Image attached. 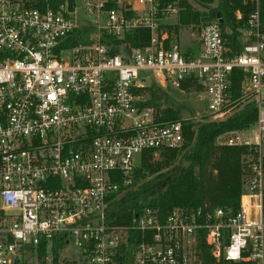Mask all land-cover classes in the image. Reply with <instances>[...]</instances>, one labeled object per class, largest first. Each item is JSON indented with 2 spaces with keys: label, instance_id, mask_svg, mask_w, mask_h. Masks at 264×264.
I'll use <instances>...</instances> for the list:
<instances>
[{
  "label": "built area",
  "instance_id": "2783aa9c",
  "mask_svg": "<svg viewBox=\"0 0 264 264\" xmlns=\"http://www.w3.org/2000/svg\"><path fill=\"white\" fill-rule=\"evenodd\" d=\"M52 1L0 0V264H21L25 251L36 264H197L202 238L223 264H264V0H252L235 42L217 17L185 50L163 28L176 2ZM84 26L88 43L66 46ZM137 29L150 30L148 45L112 52L107 39ZM236 70L258 107L253 139L223 142L253 150L238 210L175 208L161 219L144 206L118 222L142 152L185 139L181 121L140 107L139 89L196 83L210 113L225 115Z\"/></svg>",
  "mask_w": 264,
  "mask_h": 264
},
{
  "label": "trees",
  "instance_id": "16d2710c",
  "mask_svg": "<svg viewBox=\"0 0 264 264\" xmlns=\"http://www.w3.org/2000/svg\"><path fill=\"white\" fill-rule=\"evenodd\" d=\"M63 1L53 0L52 5L56 6ZM162 2H176L180 7L176 21L163 25L171 34V38L178 35L183 27L192 26L201 31L205 24L220 15L223 24L232 32L234 42L241 34L239 29L244 27L248 15L255 7L252 0H194L201 8L196 7L190 0ZM110 7H116V3L111 2ZM237 12L242 15L240 19L237 18ZM89 31V26L78 28L66 46L88 43ZM106 42L112 46L113 53H116L123 43L131 47H143L150 42V30L137 29L126 34L122 40L107 39ZM242 79L243 73L239 70L234 71L232 97L238 102L230 105L234 106V111L224 119L205 122L198 129L194 122L181 118L179 106L156 91V88L164 90L158 83L152 81L150 86L139 89L140 94L149 95L140 102V107L153 108L159 120L181 121L185 139L179 148L151 149L142 152L135 171L134 183L123 193L115 208L114 213L118 222L128 221L133 210L138 211L144 206L157 209L161 219H165L175 208L222 207L231 214L238 210L240 197L250 173L248 156L253 150L248 146L218 143L217 140L241 132L257 121L256 101L242 98ZM189 83L185 81L182 89L191 90L190 87L196 91L200 89L196 83ZM43 253L41 250L40 256ZM197 264H223L212 256L204 238L198 244Z\"/></svg>",
  "mask_w": 264,
  "mask_h": 264
},
{
  "label": "rangeland",
  "instance_id": "374dc122",
  "mask_svg": "<svg viewBox=\"0 0 264 264\" xmlns=\"http://www.w3.org/2000/svg\"><path fill=\"white\" fill-rule=\"evenodd\" d=\"M134 0H120V5L124 8L129 4H132ZM196 7H199L194 0H190ZM201 8V7H199ZM79 12L85 17L86 14L83 13V7L80 5ZM177 17H172L165 19L164 23H173L175 22ZM165 27V26H164ZM163 27V28H164ZM200 32L196 29H194L192 26L183 27L180 29L177 36H174L177 38V40L180 42V45L183 50L187 49L190 46H195L200 37ZM152 83L147 82L144 86H150ZM163 88V87H162ZM164 90H161L159 88H156V91L163 95L165 98H168L170 101L175 103L177 106L180 107L181 110V118L184 120H190L195 123V127L198 129L202 124L205 122H208L210 120H221L224 119L227 115L231 114L234 109V106H228L225 108L226 114L221 115L220 113L212 114L210 113L209 107H208V100L204 96L202 92L199 90L196 91L195 89L191 88V90H179L174 88L173 86H170L168 88H163ZM143 97L146 99L148 98V94H142ZM262 95L264 98V88L262 89ZM242 98L252 100L254 97L253 95H245L242 94ZM242 99V100H243ZM247 101V100H246ZM236 102V101H235ZM236 102L235 104H237ZM231 107V108H230ZM262 111H264V99L262 101ZM155 113V111H154ZM242 136L245 138L253 139L255 134V124L251 125L249 128L241 131ZM230 135L223 136L217 140L218 143H223L224 140L229 137ZM70 251L73 252L74 248L73 246H70ZM20 263L21 264H36V259L30 258V252L25 251L20 254ZM39 264H43L42 262H39Z\"/></svg>",
  "mask_w": 264,
  "mask_h": 264
},
{
  "label": "crops",
  "instance_id": "0c3cea01",
  "mask_svg": "<svg viewBox=\"0 0 264 264\" xmlns=\"http://www.w3.org/2000/svg\"><path fill=\"white\" fill-rule=\"evenodd\" d=\"M119 2H120V0H119ZM134 2V1H133ZM133 4V3H132ZM163 25H164V23H163ZM165 29V28H164ZM167 32H168V30L167 29H165ZM173 34V33H172ZM171 35V34H170ZM174 36L175 35H173V38H174ZM177 36V35H176ZM194 46V45H193Z\"/></svg>",
  "mask_w": 264,
  "mask_h": 264
},
{
  "label": "water",
  "instance_id": "95a60500",
  "mask_svg": "<svg viewBox=\"0 0 264 264\" xmlns=\"http://www.w3.org/2000/svg\"><path fill=\"white\" fill-rule=\"evenodd\" d=\"M218 19H219V20H222V18H221V16H220V15H218Z\"/></svg>",
  "mask_w": 264,
  "mask_h": 264
}]
</instances>
